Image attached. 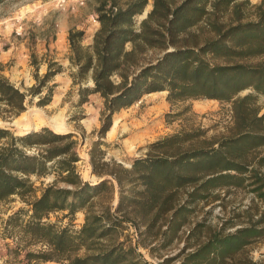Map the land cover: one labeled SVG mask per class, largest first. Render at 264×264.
<instances>
[{
    "label": "trees",
    "instance_id": "1",
    "mask_svg": "<svg viewBox=\"0 0 264 264\" xmlns=\"http://www.w3.org/2000/svg\"><path fill=\"white\" fill-rule=\"evenodd\" d=\"M6 1L0 0V6ZM148 5L149 0H132L123 7L117 0L102 1L97 18L100 28L91 45H83L84 30L69 32V60L76 68L71 74L73 84L81 85L89 78L93 81L91 87H80L81 103L88 102L92 94L104 99L101 136L111 129L117 112L148 94L167 91L172 104L201 98L231 102L248 89L264 95V0L258 4L250 0H153L147 18L138 24L137 17ZM202 24V31L208 30L200 44L191 30ZM170 47L174 49L168 51ZM151 51L162 55L152 61L148 58ZM56 66L49 64L41 83L60 72ZM4 70L0 60V117L16 118L26 110L27 95L9 81ZM247 99L236 106L240 129L264 122V115L251 118L245 113ZM72 137L48 128L22 136L0 128V202L35 192L32 176L53 175L54 183L33 202L22 229L53 249L55 256L44 257L45 261L67 256L71 264H151L139 251L140 242L121 241L124 223H145L151 230L163 220L165 233L159 235L160 244L167 247L190 225L191 206L197 199L207 198L204 193L243 185L249 153L264 146L263 134L244 130L219 150L139 158L126 169L114 161L106 162V152L101 150L104 144L98 141L90 151V163L99 181L90 183L77 172L80 158ZM166 146L160 142L154 147ZM260 164L264 165V157ZM226 171L240 176L222 174ZM255 177L258 186L253 191L264 202V178ZM59 183L68 187L60 188ZM189 186L195 189L182 204L180 191ZM116 192L119 202L113 208ZM59 211L68 212L72 219L84 211L81 230L72 232L43 222ZM22 214L23 209L11 215L6 227H17ZM263 224L260 221L235 234H214L194 251L158 264H234L240 252L264 238ZM200 235L189 237L198 241ZM82 250L85 254L79 256Z\"/></svg>",
    "mask_w": 264,
    "mask_h": 264
},
{
    "label": "rangeland",
    "instance_id": "2",
    "mask_svg": "<svg viewBox=\"0 0 264 264\" xmlns=\"http://www.w3.org/2000/svg\"><path fill=\"white\" fill-rule=\"evenodd\" d=\"M102 1L104 0H7L0 6V60L5 66L3 74L27 95L25 112L16 118L0 117L7 123L2 125L0 120V128H6L16 136L43 128L58 134H71L72 140L77 143L75 151L80 158L76 164L77 172L84 182L90 183L99 181L92 174L90 163V151L98 141L104 144L101 150L106 152V162L114 161L122 168L130 169L132 162L139 158L163 154L177 157L196 151L219 150L222 144L234 139L244 130H254L264 135V122L255 123L248 129H240L238 126L236 106L241 100L248 98L244 111L251 118L264 115V95L248 89L231 102L201 98L172 104L167 100V91L148 94L130 108L117 112L111 129L101 136L104 99L92 94L88 97V102L81 103L80 87H91L93 81L89 78L81 85L73 84L71 74L76 68L71 66L69 60L68 36L71 30H84L89 36L95 35L100 28L97 18ZM130 1L132 0H117V3L123 7ZM250 1L258 4L262 0ZM152 4L153 0H149L144 13L137 17L138 24L147 18ZM204 26L202 24L191 30L200 44L207 37L208 29H201ZM83 45L88 46L85 41ZM173 49L170 47L168 51ZM161 55L151 51L148 58L153 61ZM50 63H57L54 68H59L60 72L43 84L41 81L48 72ZM114 80L119 78L114 77ZM37 89L38 92L33 91ZM49 97V103L43 104ZM53 117L62 118L64 132L56 131L51 126L50 120ZM13 119L19 124H10ZM160 142H166L167 146L154 147ZM263 157L264 146L249 153L250 163L246 166V173L242 175L245 178L242 186L212 189L204 193L207 198L197 199L191 206L193 212L190 225L182 230L178 240L167 247L163 248L160 244L162 240L159 235L165 233V228L161 227L163 220L151 230L145 223L135 226L126 222L125 230L120 231L121 241L127 240L133 245L140 242L139 251L144 258L151 264H158L164 259L182 256L183 252L187 254L194 251L214 234H235L260 221L264 222V202L253 191L258 186L255 184V176L264 178V165L260 164ZM222 174L240 176L235 171ZM31 181L35 192L25 197L15 195L0 202V264H71L67 256L45 261L44 257L55 256L53 249L46 242L30 238L22 229V224L29 220L28 210L32 208L33 202L47 186L54 183L55 177L32 176ZM57 186L68 187L63 183ZM115 186L118 188L116 182ZM194 189V186H189L180 191L182 204L189 200ZM118 202L119 194L116 192L111 206L115 208ZM22 209L23 217L17 220L21 223L17 227L7 228L8 218ZM67 213H51L43 222L55 225L58 229L80 231L85 223V212H79L73 219ZM190 234H201V237L197 241L196 237H189ZM84 254L85 251L82 250L79 256ZM234 264H264V238L254 241L240 252Z\"/></svg>",
    "mask_w": 264,
    "mask_h": 264
},
{
    "label": "bare ground",
    "instance_id": "3",
    "mask_svg": "<svg viewBox=\"0 0 264 264\" xmlns=\"http://www.w3.org/2000/svg\"><path fill=\"white\" fill-rule=\"evenodd\" d=\"M27 117V116H26ZM43 123V122H42ZM51 126L59 132H64L65 128H64V124L62 122V118L61 117H53L50 120ZM19 124V123H17ZM1 125V123H0ZM35 127H38V124H35ZM34 128V127H33Z\"/></svg>",
    "mask_w": 264,
    "mask_h": 264
},
{
    "label": "crops",
    "instance_id": "4",
    "mask_svg": "<svg viewBox=\"0 0 264 264\" xmlns=\"http://www.w3.org/2000/svg\"><path fill=\"white\" fill-rule=\"evenodd\" d=\"M95 31H97V29H95ZM86 33H87V31H86ZM93 36H94V34H91L90 36L86 34V38L84 40L86 42V44H88V45L92 44ZM63 39L65 40V38H63ZM69 51H70V45H69Z\"/></svg>",
    "mask_w": 264,
    "mask_h": 264
},
{
    "label": "water",
    "instance_id": "5",
    "mask_svg": "<svg viewBox=\"0 0 264 264\" xmlns=\"http://www.w3.org/2000/svg\"><path fill=\"white\" fill-rule=\"evenodd\" d=\"M0 120H1V119H0ZM1 123H2V125H7V123L4 122L3 120H1ZM9 123H10V122H9ZM9 123H8V124H9ZM17 123H18L17 120H16V119H13L12 122H11L10 124H12L13 126H16V125H18Z\"/></svg>",
    "mask_w": 264,
    "mask_h": 264
}]
</instances>
